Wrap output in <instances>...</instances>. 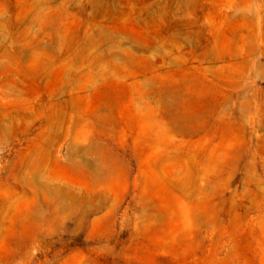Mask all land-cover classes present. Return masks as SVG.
Instances as JSON below:
<instances>
[{"label": "rangeland", "instance_id": "1", "mask_svg": "<svg viewBox=\"0 0 264 264\" xmlns=\"http://www.w3.org/2000/svg\"><path fill=\"white\" fill-rule=\"evenodd\" d=\"M0 264H264V0H0Z\"/></svg>", "mask_w": 264, "mask_h": 264}]
</instances>
